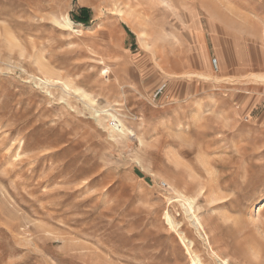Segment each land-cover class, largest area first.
I'll return each instance as SVG.
<instances>
[{
  "label": "rangeland",
  "instance_id": "rangeland-1",
  "mask_svg": "<svg viewBox=\"0 0 264 264\" xmlns=\"http://www.w3.org/2000/svg\"><path fill=\"white\" fill-rule=\"evenodd\" d=\"M215 12L263 44L264 0H0V264H264V89Z\"/></svg>",
  "mask_w": 264,
  "mask_h": 264
},
{
  "label": "crops",
  "instance_id": "crops-1",
  "mask_svg": "<svg viewBox=\"0 0 264 264\" xmlns=\"http://www.w3.org/2000/svg\"><path fill=\"white\" fill-rule=\"evenodd\" d=\"M213 14L214 16L209 13V16L214 19L216 29L218 27L221 30H216L215 43L212 50L214 58L218 60V70L216 72L222 73L225 77H232L234 82L242 80L237 82L240 87L254 89L252 92H247L249 96L243 95L240 97V101L243 102L244 106L258 104L261 99L259 96L261 92L255 91V89H264V85L246 81V78H252L249 76L251 73H264V42L259 44L255 39L248 38L244 32H239L238 29L229 28L226 30L223 23L217 22L219 16L222 19L224 17L216 12ZM220 32L224 34L221 38H219ZM205 38L206 34H204ZM213 59L211 60V65L214 68ZM160 91L163 90L161 89ZM262 117H264V111Z\"/></svg>",
  "mask_w": 264,
  "mask_h": 264
},
{
  "label": "bare ground",
  "instance_id": "bare-ground-1",
  "mask_svg": "<svg viewBox=\"0 0 264 264\" xmlns=\"http://www.w3.org/2000/svg\"><path fill=\"white\" fill-rule=\"evenodd\" d=\"M0 24H2V23H0ZM74 24H75V22L72 19H70L68 16L65 18L64 26L72 28ZM1 35H2V28L0 26V36ZM261 37H262V40L264 42V30L262 31ZM0 38H2V37H0ZM7 38L10 42H13L15 45H18L15 41L16 40L15 37L11 33H7L6 39ZM197 75L200 76L203 74L198 73ZM256 77L259 78L260 80L264 81V75H259V76L256 75ZM46 79L49 80L51 78H46ZM204 79H205V76H204ZM40 80H41V78H40ZM216 81H217V79H216ZM65 85H66V87L70 88L69 83L66 82ZM117 123L119 126H122V123H120L119 121ZM180 197H181V195H180ZM180 197L177 199V201H180L182 203V206L184 207L185 211L188 213L189 218H191V221H192L193 225L195 226V228L197 229V231L199 230L198 231L199 233H201V232L204 233V230H205L204 224L194 209V205H195L194 199L187 198L188 196L182 197V198H180ZM262 198H264V193L262 195H260L259 200H261ZM165 223L168 225V227L170 229H174L176 231H179V227H180L179 223L175 220V218L171 215V213L169 211H167L165 214ZM179 237H180V241L182 242V244H184V246H186L187 253H189V255H190V264H204L202 258L198 254L194 253L195 252L193 250L194 242L192 240H190L183 231H179ZM205 238H207V236H205ZM223 261H224V264H230L227 259L226 260L224 259ZM101 264H112V263L105 262V263H101Z\"/></svg>",
  "mask_w": 264,
  "mask_h": 264
},
{
  "label": "trees",
  "instance_id": "trees-1",
  "mask_svg": "<svg viewBox=\"0 0 264 264\" xmlns=\"http://www.w3.org/2000/svg\"><path fill=\"white\" fill-rule=\"evenodd\" d=\"M73 20L76 22H81L87 24L90 20V15H89V9L87 8H82L81 9V15H74Z\"/></svg>",
  "mask_w": 264,
  "mask_h": 264
},
{
  "label": "built area",
  "instance_id": "built-area-1",
  "mask_svg": "<svg viewBox=\"0 0 264 264\" xmlns=\"http://www.w3.org/2000/svg\"><path fill=\"white\" fill-rule=\"evenodd\" d=\"M213 65H214L215 70H218V60H217V58L213 59Z\"/></svg>",
  "mask_w": 264,
  "mask_h": 264
}]
</instances>
